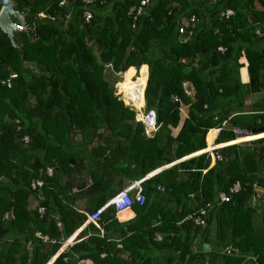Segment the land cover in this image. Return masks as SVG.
<instances>
[{
	"label": "trees",
	"instance_id": "trees-1",
	"mask_svg": "<svg viewBox=\"0 0 264 264\" xmlns=\"http://www.w3.org/2000/svg\"><path fill=\"white\" fill-rule=\"evenodd\" d=\"M60 1L0 0V7L10 3L22 11L36 33L35 38L27 31L15 34L19 54L0 30V81L15 74L9 85L0 83V264H45L60 239L81 222L59 197L61 175L74 160L77 135L84 143L97 136L101 143L93 149L107 151L109 157L121 137L127 157L144 175L205 149L206 129L232 109L240 111L248 94L264 90V0H150L137 15L129 10L138 0H95L88 22L81 17V0ZM253 2L258 9H253ZM226 8L233 15L220 18ZM247 10L254 22L247 20ZM192 16L195 20L189 21ZM241 56L247 62L246 83L237 76ZM107 63L115 75L121 74L117 87L122 99L106 80ZM185 82L193 89L192 97L185 93ZM132 92H138L144 112L155 113L159 126L151 138L145 136L141 122L133 121L135 107L123 99ZM180 104L188 105L187 117L172 137L168 126L178 124ZM263 118L264 111L251 126H264ZM238 122L232 119L230 124ZM214 135L212 131L209 142L225 146L217 149L221 160L211 167L206 169L208 154L200 153L141 185L144 204H133L137 216L129 228H135L121 239L129 262L100 259L104 247L113 244L98 237L75 243L70 250L80 251L78 257L90 258L93 264H146V253L154 247L177 252L175 260L166 254L165 264H184L192 258L191 239L198 236L217 251L222 249L215 255L218 264H241L246 256H254V264H264V195L257 206L249 203L255 186L264 189V173L259 171L264 137L251 141L258 146L239 152L231 130ZM35 179L42 183L31 189ZM236 181L239 190L214 205L204 227L182 220L191 208L214 202L217 192L228 193ZM158 184L163 186L160 192ZM189 193L196 194L193 207ZM31 199L37 201L33 209ZM153 231L160 234L158 241L153 240ZM93 243L99 247L96 251ZM228 246L236 252H223ZM67 255L62 251L51 264H67L63 261Z\"/></svg>",
	"mask_w": 264,
	"mask_h": 264
},
{
	"label": "crops",
	"instance_id": "crops-1",
	"mask_svg": "<svg viewBox=\"0 0 264 264\" xmlns=\"http://www.w3.org/2000/svg\"><path fill=\"white\" fill-rule=\"evenodd\" d=\"M253 3H254L253 9L254 8L258 9V4L256 2ZM245 14L248 21L254 22V17L252 12L247 10ZM238 61L240 66L237 69V76L241 83H246L248 81L246 58L244 56H241L238 59ZM183 87L185 93L192 97L193 89L191 85L188 82H185L183 84ZM123 97H124L123 99L126 100L127 104H130L131 106L135 107L136 111L141 110L143 104L138 92H134V93L132 92L129 94V96L125 94V96ZM262 98H264L263 89L248 94L243 100V104L240 108V111H238L237 109H232L231 111H229L226 117L220 121L222 122L225 120V124L222 127V129H229L232 131V127L234 124H230V122L232 119H235L236 114H259L262 111H264V108L263 109L252 108L257 103V101ZM187 111H188V105L180 104L178 124L176 125V127L168 126L169 135H171L172 137L176 136V134L178 133L182 121L187 117ZM216 119H217V115H214L213 120ZM258 121H256L255 118V122ZM241 122L245 124H249L250 126L252 124V122L249 121H241ZM206 131L204 133L203 140H204V144L207 146L209 143L208 137L212 131L210 130L207 133ZM96 137L97 136L92 137V139L88 143L82 142L79 135H77L74 139L75 147L72 150V156L74 157V160L70 161L68 168L65 170V173L61 175L59 184L62 187V192L59 197L63 201L66 208H69L70 210L80 215L81 222L73 229V231L68 237L60 239V242H58L59 246L57 250L48 259V261L45 264H51L52 261L56 258V256L62 251H68V255H67L68 258L65 257L63 258V261L67 262V264H77L78 260H82L83 264H93L90 258H79L78 255L81 254L80 251H72L69 248L75 243L87 241L89 237H98L99 239H103L108 244H113L111 247L109 246L104 247V251L98 254L99 255L98 257L100 259L107 256L114 261L129 262L130 261L129 252L128 250L121 248V239L128 236L130 234V231L133 230V228H135V227L129 228V226H131L130 224L135 221L137 216L135 208L133 206V204L136 203H133L128 211L124 212L122 215L117 217L115 216L112 207L104 208L99 216V220L96 225L87 222L86 215L91 211L95 210L96 208L100 207L101 205H103L110 197L114 196L116 193L121 191L129 183L144 177V179L140 181V185H142L149 177L159 173L160 171L167 169L171 165H174L184 159H187L191 156L200 154L205 151L203 147L201 148L203 150L201 149L200 151L196 150L197 152L193 154H189L185 157L182 156L183 158L182 157L176 158L171 162L164 163L159 167L152 169L151 171H149L144 175L143 174L139 175L138 174L139 169H137L139 167L133 163V160H130V158L127 157V153H128V150L126 149L127 144L125 141L122 140L121 137H118L119 141H114V145L118 143L119 147L115 148L117 147V145L113 147L116 149L115 150L116 153L114 152V156L112 157H109L107 155V151L101 152V151H97V149L95 150L93 149L97 142L101 143V141L95 140ZM260 137L262 138L264 137V132L249 137L239 138L236 140V142L238 143L241 141L252 140ZM212 146L215 147V144ZM218 146L222 147L225 145H218ZM220 147H217V149ZM129 152H131V150H129ZM172 153H173V149H172ZM214 163L215 161L214 160L210 161L208 157V165L206 169L211 167ZM259 163H260L259 171H262V173H264V164L262 161H260ZM206 169H202V173L206 171ZM134 191H135L134 189L130 190L128 192L129 196H133ZM157 191L160 192L159 190ZM258 195H264V189L255 186L254 194L249 201L250 205L253 206L255 204L253 203V201L255 198L258 197ZM188 199L190 201L189 207H193L195 201L190 198ZM36 204L37 201L31 199L29 202V208L33 209L36 206ZM76 219L77 218H75L74 221H76ZM55 221L59 222L58 219ZM156 225L157 224H155V221H153V226ZM182 229L183 228H180V230ZM153 233L155 234L153 236V240L158 241L161 237L160 234L155 231H153ZM197 237L198 236H194L191 239L192 258L188 259V261L185 262L184 264H218L215 255L217 252L220 253L222 249L217 251L218 249L215 247L213 243L208 244L205 241H202L200 237L198 238ZM41 239L43 238L41 237ZM43 240L47 241L46 239ZM204 243L207 244L206 250L202 248V244ZM1 245L2 242H0V246ZM92 248L94 251H96L99 247L93 243ZM227 248L228 247L224 248L223 252H225ZM162 250H165L167 252H165L164 255H161L160 251ZM147 252L148 254H146L147 256L146 263L150 261L149 264H151L154 259L160 261V264H162V262L165 264L164 256L166 254H169L175 260L176 259L175 253H177V252L173 253L168 249L158 250L154 247H150ZM235 252L236 251L234 250V253ZM149 253H153V254L150 255ZM211 255L214 257H212ZM254 262H255L254 256H246L245 260L242 261L241 264H254Z\"/></svg>",
	"mask_w": 264,
	"mask_h": 264
},
{
	"label": "built area",
	"instance_id": "built-area-1",
	"mask_svg": "<svg viewBox=\"0 0 264 264\" xmlns=\"http://www.w3.org/2000/svg\"><path fill=\"white\" fill-rule=\"evenodd\" d=\"M82 1V12H81V17L83 19L84 22H88L92 11H91V4L94 3L95 0H81ZM150 0H138V5L136 7H131L129 10V13H134V15L140 14L144 7L147 6L149 4ZM210 2H215L218 0H207ZM64 0L60 1L59 4H63ZM233 10L226 8L224 10H221L219 13V17L220 18H224L227 19L228 17L233 15ZM195 20L194 17H190L189 21H193ZM14 25L17 28V31H24V27L19 24L14 22ZM185 25V24H184ZM179 32H183V28L179 27L178 28ZM255 33L257 35H260V31L259 30H255ZM219 51H223V48L218 47L217 48ZM30 68L35 71V68L32 67L30 65ZM104 70H108L111 71L112 73H114L111 69V65L109 63L104 65ZM15 77L14 73H10L9 76L3 80L0 81L1 84H6L9 85L10 84V80L13 79ZM144 105L141 107L140 111H134L135 115L133 118L134 122H141V124L143 125V132L145 134L146 137L151 138L156 129L158 124L156 123L155 119V113L153 110L149 109L147 111H143ZM225 124V120L222 122L218 123V126L216 127H210L207 129V131L209 130H215V135L213 136V138L217 135V133L222 129V127ZM206 131V133H207ZM232 132L237 136H242L247 134V130L245 128H241L238 125L234 124L232 127ZM24 140H26V137H23ZM213 140V139H212ZM264 145V142H263ZM209 152V154H208ZM204 153L208 154L209 160H214V161H219L221 160V155L218 153L217 151V147L212 146L210 150L208 151H204ZM47 172L50 173L51 169L48 168ZM144 177L140 178L139 180L133 181L131 183H129L128 185H126L121 191H119L118 193H116L114 196L110 197L103 205H101L100 207L96 208L95 210L91 211L90 213H88L86 215V221L96 225L98 223L99 220V216L102 212V210L106 207H112L114 210V214L115 216H120L123 214L124 211H128L133 203H136L137 205H143L144 201H145V197L144 194L142 192V187L140 185V181L143 180ZM41 181L38 179L32 180L30 183V188L31 189H35L37 186L41 185ZM240 185L238 182L233 183L229 188H228V193H225L223 191H219L217 192V194L215 195V197L213 198L214 202L211 201H207L204 202L203 204L194 207V209H192V211L190 213H188L186 216H184L182 218V220H190L194 225L200 226V227H204L206 224V217L209 213V211L214 207V205H218L220 203L226 202L229 199V193H233L236 192L237 190H239ZM134 189V194L133 196H129L128 192L130 190ZM156 189L159 191L163 190V187L160 185L156 186ZM195 196L196 194L194 193H189L188 197L190 199L195 200ZM39 213L43 212V208L39 207L37 210ZM181 220V221H182ZM56 226L60 227V223L56 222ZM43 239H46L49 242H55L54 239L52 238H47L45 236H41ZM229 247V246H228ZM77 264H83L82 260H78Z\"/></svg>",
	"mask_w": 264,
	"mask_h": 264
},
{
	"label": "water",
	"instance_id": "water-1",
	"mask_svg": "<svg viewBox=\"0 0 264 264\" xmlns=\"http://www.w3.org/2000/svg\"><path fill=\"white\" fill-rule=\"evenodd\" d=\"M14 22L21 24L24 27V31H27L29 34H31L33 38L36 37L33 23L28 24V22L23 17L22 11L15 9L10 3H7L3 5L2 7H0V30L9 39V42L12 45V47L16 48L18 53L20 54L21 48L15 42V34L19 31H17V28L14 25ZM236 124L241 128L247 129L251 134L264 131V126L251 127L249 124H245L243 122H238ZM202 248L206 250L207 244L205 243L202 244ZM225 252L234 253V250L228 247Z\"/></svg>",
	"mask_w": 264,
	"mask_h": 264
},
{
	"label": "rangeland",
	"instance_id": "rangeland-1",
	"mask_svg": "<svg viewBox=\"0 0 264 264\" xmlns=\"http://www.w3.org/2000/svg\"><path fill=\"white\" fill-rule=\"evenodd\" d=\"M106 73H108V76H106ZM105 76H106V80L108 81V82H110V83H112V86L114 87V89H115V92H117V93H119L120 94V98L122 99V97H121V92L118 90V87H117V84L120 82V80H121V74H116L115 75V73H112L111 71H108V70H105ZM252 108H254V109H263L264 108V98H262V99H260V100H258L257 101V103L254 105V107H252ZM256 113V112H255ZM259 116V114H236L235 115V119L236 120H240V121H249V122H255V118L256 117H258ZM259 119H256V121H258ZM263 121H264V118H263ZM159 126V125H158ZM158 126H157V128H158ZM216 126H218V124L216 125ZM216 126H213V127H216ZM258 127H260V126H258ZM157 130V129H156ZM247 130V129H246ZM156 132V131H155ZM172 132V131H171ZM173 132H174V130H173ZM250 132H247V134H249ZM235 135V134H234ZM246 135V134H245ZM237 137H239V136H237ZM236 138V137H235ZM262 138V137H261ZM257 139V138H256ZM253 140H255V139H252V140H247V141H241V142H238V143H233V144H237V148H238V151L239 152H241L245 147H251V146H258L259 145V143H257L256 141H254V142H252L251 143V141H253ZM228 145H230V144H228ZM207 148H209V147H207ZM202 153H204V152H202ZM193 154V153H192ZM208 154H209V152H208ZM256 197V196H255ZM262 197H263V195H258V197L257 198H255L254 199V201H253V203H255L254 204V206L256 205L257 206V203H258V200H262ZM262 204H263V202H262ZM198 238V237H197ZM169 251H171V252H173L172 250H169ZM150 252V251H149ZM165 252H167V251H165V250H162V251H160V254L161 255H164L165 254ZM146 254H148V252L146 253ZM150 255H152L153 253H149ZM211 257V256H210ZM211 260V259H210ZM209 260V261H210ZM150 263V261L149 262H147L146 264H149ZM151 264H160V261H158L157 259H154L153 261H152V263ZM162 264H164L163 262H162Z\"/></svg>",
	"mask_w": 264,
	"mask_h": 264
},
{
	"label": "bare ground",
	"instance_id": "bare-ground-1",
	"mask_svg": "<svg viewBox=\"0 0 264 264\" xmlns=\"http://www.w3.org/2000/svg\"><path fill=\"white\" fill-rule=\"evenodd\" d=\"M209 131H210V130H209ZM209 131H207V132H209ZM211 131H215V130H211ZM263 132H264V131H261V132H258V133H263ZM258 133H253V134L249 133V134H246V135H242V136L236 137L235 140H234V142L237 143L236 140L239 139V138H244V137L253 136V135L258 134ZM209 136H210V134H209ZM208 140H209V137H208ZM212 145H214V144H211V143L209 142L208 145L206 146V148H205L204 150H205V151L210 150L211 147H212ZM226 145H228V143H226ZM207 147H209V148H207ZM215 147H220V146L215 145ZM194 153H195V152H194ZM124 212H126V211H124ZM124 212H123V213H124Z\"/></svg>",
	"mask_w": 264,
	"mask_h": 264
},
{
	"label": "clouds",
	"instance_id": "clouds-1",
	"mask_svg": "<svg viewBox=\"0 0 264 264\" xmlns=\"http://www.w3.org/2000/svg\"><path fill=\"white\" fill-rule=\"evenodd\" d=\"M136 70V69H135ZM144 90V89H143ZM237 125V124H236ZM248 131V130H247ZM249 132V131H248ZM261 138V137H260ZM258 139V138H257ZM256 140V139H255Z\"/></svg>",
	"mask_w": 264,
	"mask_h": 264
},
{
	"label": "flooded vegetation",
	"instance_id": "flooded-vegetation-1",
	"mask_svg": "<svg viewBox=\"0 0 264 264\" xmlns=\"http://www.w3.org/2000/svg\"><path fill=\"white\" fill-rule=\"evenodd\" d=\"M252 127V126H251Z\"/></svg>",
	"mask_w": 264,
	"mask_h": 264
}]
</instances>
